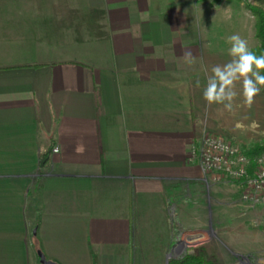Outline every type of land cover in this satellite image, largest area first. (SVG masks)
Instances as JSON below:
<instances>
[{
    "label": "crops",
    "instance_id": "0c3cea01",
    "mask_svg": "<svg viewBox=\"0 0 264 264\" xmlns=\"http://www.w3.org/2000/svg\"><path fill=\"white\" fill-rule=\"evenodd\" d=\"M195 6L0 0V264H41L39 251L59 264H132L134 232L150 222L165 224L166 247L170 212L210 222L189 152L227 118L203 99L199 59L227 62L237 30Z\"/></svg>",
    "mask_w": 264,
    "mask_h": 264
},
{
    "label": "rangeland",
    "instance_id": "374dc122",
    "mask_svg": "<svg viewBox=\"0 0 264 264\" xmlns=\"http://www.w3.org/2000/svg\"><path fill=\"white\" fill-rule=\"evenodd\" d=\"M195 4L197 17L206 14L202 9L207 6L210 14L219 17L215 19L220 22L219 25L236 29L237 34L248 40L251 50L260 46L256 19L247 6L249 4L264 10V0H195ZM215 24L218 25L217 22ZM232 34H227V37ZM215 113L219 118L226 116L227 130L206 128L204 133L222 136L233 145L240 146L243 152L257 144L264 145V88L251 107L242 101V106L234 103L232 111L224 110L222 106ZM204 133L191 146L199 145ZM259 156L264 157V152ZM191 161L198 163L193 159ZM257 167L254 163L250 170L255 172ZM210 177L207 178L203 172V180L211 193L210 222L205 217V221L193 224L187 220L188 217L178 219L170 212L173 240L168 247L164 246L167 237L165 224L150 222L145 233L134 232L136 242L133 245L132 264H176V260L183 259L187 254H199L202 250L216 264H264V199L257 202L245 199L247 185L242 179L222 176L220 181H210ZM92 192L83 190L81 196L85 198Z\"/></svg>",
    "mask_w": 264,
    "mask_h": 264
},
{
    "label": "clouds",
    "instance_id": "9594fccd",
    "mask_svg": "<svg viewBox=\"0 0 264 264\" xmlns=\"http://www.w3.org/2000/svg\"><path fill=\"white\" fill-rule=\"evenodd\" d=\"M228 44L230 59L227 62L214 65L209 70L201 57L199 64L206 74L202 95L207 105H222L224 110L232 111L238 95L246 106L251 107L264 88V54L257 55L251 50L248 40L239 34L230 35ZM181 59L188 67L197 62V57L190 50H182Z\"/></svg>",
    "mask_w": 264,
    "mask_h": 264
},
{
    "label": "built area",
    "instance_id": "2783aa9c",
    "mask_svg": "<svg viewBox=\"0 0 264 264\" xmlns=\"http://www.w3.org/2000/svg\"><path fill=\"white\" fill-rule=\"evenodd\" d=\"M201 143L191 146L189 159L198 161L210 181L222 176L244 180L247 185L245 199L257 202L264 199V157L252 158L240 146H235L222 136L204 133ZM55 148V151H58ZM258 165L257 171L250 170ZM262 164V165H261ZM252 172V173H251Z\"/></svg>",
    "mask_w": 264,
    "mask_h": 264
},
{
    "label": "trees",
    "instance_id": "16d2710c",
    "mask_svg": "<svg viewBox=\"0 0 264 264\" xmlns=\"http://www.w3.org/2000/svg\"><path fill=\"white\" fill-rule=\"evenodd\" d=\"M253 13L256 19V35L260 41V46L253 49L257 55L264 54V10L261 7L247 6ZM250 157L259 156L264 152V145L257 144L256 147L244 151ZM176 264H216L217 262L213 258H209L205 251H201L199 254H187L183 259L175 261Z\"/></svg>",
    "mask_w": 264,
    "mask_h": 264
},
{
    "label": "water",
    "instance_id": "95a60500",
    "mask_svg": "<svg viewBox=\"0 0 264 264\" xmlns=\"http://www.w3.org/2000/svg\"><path fill=\"white\" fill-rule=\"evenodd\" d=\"M39 257H40L41 264H59L58 262L47 258L46 255L42 251H39Z\"/></svg>",
    "mask_w": 264,
    "mask_h": 264
}]
</instances>
